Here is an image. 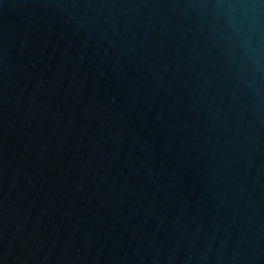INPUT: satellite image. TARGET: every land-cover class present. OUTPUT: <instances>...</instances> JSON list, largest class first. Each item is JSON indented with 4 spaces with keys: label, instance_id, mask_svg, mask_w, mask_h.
<instances>
[{
    "label": "water",
    "instance_id": "1",
    "mask_svg": "<svg viewBox=\"0 0 264 264\" xmlns=\"http://www.w3.org/2000/svg\"><path fill=\"white\" fill-rule=\"evenodd\" d=\"M0 264H264V0H0Z\"/></svg>",
    "mask_w": 264,
    "mask_h": 264
}]
</instances>
